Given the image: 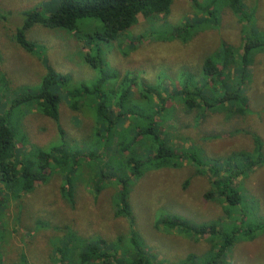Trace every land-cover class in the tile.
I'll list each match as a JSON object with an SVG mask.
<instances>
[{
    "label": "rangeland",
    "instance_id": "obj_1",
    "mask_svg": "<svg viewBox=\"0 0 264 264\" xmlns=\"http://www.w3.org/2000/svg\"><path fill=\"white\" fill-rule=\"evenodd\" d=\"M224 1L173 0L166 14L148 19L138 15L137 23L112 42L96 35L86 36L101 30L97 18H79L72 30L33 22L24 31L26 40L33 44V50L27 51L15 41L24 12L38 9L48 15L60 0H0V107L13 105L11 128L25 135L26 150L62 146L80 151L107 144L99 140L103 130L97 124L98 103H91L95 100L93 93L81 90L82 85L92 87L98 83L100 96L96 101L101 102L107 98L116 102L132 83V96L126 104L130 120L139 113L161 120L160 131L177 153L195 150L201 167L175 153L169 165L149 163L129 189L132 229L149 257L164 264H180L189 254L199 261L204 258L209 248L207 236L184 237L176 228L164 226L162 220L175 216L191 225L218 221L222 226L225 215L221 202L206 197L207 193L217 192L207 165L212 160L221 165L226 156L238 151L252 152V136L257 137L260 160L252 170L235 178L233 185L242 195L243 209L234 212L228 221H244L258 229L253 238L237 235L226 252V261L264 264V50L254 55L249 66L243 85L247 100L243 115L233 113L238 105L229 102L203 115L197 109L188 112L174 94L182 74L199 73L207 55L224 44L239 49L243 28L245 35L253 36L255 29L264 37V0H241L246 15H251L244 24L223 5ZM209 11L216 17V25L209 20ZM89 48L90 54L100 58V67H91L85 61L84 53ZM47 65L70 79L68 87H62L59 81V88L54 89L60 95L57 122L36 111L34 96L28 101H20L21 96L14 100L21 92H36ZM126 73L136 75V79H123ZM145 89L153 90L145 93ZM162 98H167L166 117L159 113ZM130 120L124 119L122 125L128 126ZM120 129L121 125L114 128L115 139L109 147L99 149L98 155L103 153L99 159L113 155L108 161L113 162L118 158ZM21 144L17 142V146ZM91 166L89 160L75 178L73 208L60 195L62 175L55 170L31 191L1 198L0 264H62L63 259L73 264L86 243L103 239L110 246L119 236L128 242L129 219L114 215V179L109 174L95 193L92 180L87 181ZM68 234L74 236L71 241Z\"/></svg>",
    "mask_w": 264,
    "mask_h": 264
},
{
    "label": "trees",
    "instance_id": "obj_2",
    "mask_svg": "<svg viewBox=\"0 0 264 264\" xmlns=\"http://www.w3.org/2000/svg\"><path fill=\"white\" fill-rule=\"evenodd\" d=\"M172 1L60 0V4L48 15H43L38 9L24 12V22L16 30L15 41L27 51H32L33 44L27 41L24 36V31L31 23L40 22L44 26L72 30L79 18L90 17L101 21V30L88 33L86 36L96 35L100 40L112 42L137 23L138 15L148 19L153 15L166 14ZM223 3L243 24L251 16L246 15L241 0H225ZM206 14L209 15L212 24L216 25L218 21L216 17H212L211 11ZM194 25L196 24H192V26ZM186 26L185 24L184 27ZM242 32L243 39L239 49L224 44L216 52L203 59L199 73L182 74L181 83L177 84L179 90H176L174 94L181 99L186 111L197 109L201 110L203 115L229 102L238 105L234 108L233 113L245 114L247 100L243 93V85L249 76V66L254 55L264 50V37H261L255 29L253 36L245 35L244 28ZM90 49L84 53L85 61L91 67H100V58L97 54H90ZM46 69V74L34 94L21 92L14 97V100L21 96L20 101H28L34 96L37 102L36 111L57 122L60 95L55 92L56 88H59L56 83L60 81L62 87H68L70 79L64 78L48 65ZM122 78L135 80L136 75L131 77V74L126 73ZM100 85V83L92 87L82 85L81 90L87 94L93 93L95 100L91 99L90 101L98 103L97 124L100 125L99 129L103 130L101 134H98L100 135L99 140L107 141V144L101 148L109 147L110 141L115 139L114 128L121 125L122 129L118 132L121 142L116 149L118 158L113 162H108L113 155L107 159H99L103 155V153L98 155L101 148L91 147L80 149V151L65 149L62 146H52L49 149L33 147L26 150L24 148L27 146L25 135L21 132L18 134L17 129L11 128L10 115L13 105L11 104L8 109L0 107V200L4 196L19 197L21 194L31 191L37 183L46 181L47 177L55 170L56 172L60 171L62 175L60 195L70 208H73L75 178L82 174L80 173L81 167L84 168V165L89 164L90 160L92 166L88 168L87 181L91 182L92 180L91 184L96 193L102 187L103 179L110 174L109 177L114 179L113 183H110L115 189L114 215L129 219L131 235L127 243V238L124 240L119 236L116 240L111 241L110 246L103 239L82 245L81 251L78 253V261H73V264H164L160 260L156 261L149 257L132 229L128 203L129 189L149 163L166 166L171 164L170 158L177 155L178 158H187L199 167L203 164L193 148L179 154L173 146L169 145L166 137L160 131L161 120L157 122L156 119L145 113H139L136 117L132 116L133 118L130 120L126 104L128 98L132 96V92H130L132 83L120 93L116 102L115 100L112 102L108 98L103 102L96 101L100 96ZM151 90L153 89H145L144 92L150 93ZM168 94L172 96L170 93ZM158 97H161L160 93ZM166 101L167 98H162L159 102V113L165 117L167 116L164 106ZM73 106L75 105L73 104ZM109 109L110 114H107ZM124 119L130 120L128 126L122 125ZM252 138L255 142L252 152L238 151L226 156L221 165L214 163V160L207 165L211 181L217 188V192L215 194L207 193L206 197L216 198L221 202L225 215L224 224L221 223L222 226L218 221L191 225L175 216L163 218L164 226L176 228L178 233L184 237L207 236L209 248L203 254L204 258L199 261L196 259V255L189 254L180 264H229L226 261V252L235 243L237 235L242 233L244 236L253 238L254 231L258 229L257 226L251 227L244 221L243 223L228 221L234 212L243 209L242 195L233 185L235 178L245 175L250 169L252 170L256 162L260 160V146L257 137L252 136ZM17 142H21V146H17ZM73 238V235L68 234L69 241ZM62 264H71V260L63 259Z\"/></svg>",
    "mask_w": 264,
    "mask_h": 264
}]
</instances>
